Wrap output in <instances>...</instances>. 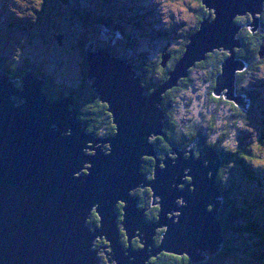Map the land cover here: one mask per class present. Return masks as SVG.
<instances>
[{"label": "water", "instance_id": "water-1", "mask_svg": "<svg viewBox=\"0 0 264 264\" xmlns=\"http://www.w3.org/2000/svg\"><path fill=\"white\" fill-rule=\"evenodd\" d=\"M202 3L214 10L215 19L205 18L188 37L183 56L154 93L145 90L139 73L133 77L128 60L111 55L108 47L93 50V42L88 44L85 57L87 77L93 79L90 86L107 104L117 130L106 139L86 132L76 118L73 96L51 101L44 93V80L32 71L17 86V80L0 70V264H98L92 239L107 242V255L101 259H110L111 264H145L162 250L186 255L197 264L220 251L223 239L216 219L221 205L216 183L222 161L219 153L211 148L194 158L189 150L186 158L176 149L178 156L173 160L164 157L161 168L158 159L155 163L154 144L148 140L150 134L165 137L163 94L180 77H187L186 68L203 61L215 49L222 47L231 57L221 62L214 94L225 90L226 99L242 106L235 84L237 72L243 71L246 63L235 58L234 49L241 43L235 38L240 26L234 18L251 15L248 27L254 34L260 24L255 14L262 13L264 0ZM226 24L235 33L233 45L220 42ZM57 40L60 42V37ZM166 49L161 55L163 66L170 56ZM195 55L190 63L183 64ZM260 55L264 58V41ZM87 143H92L93 155L83 150ZM98 143L101 146L95 147ZM104 143L110 147L109 154L103 151ZM144 156L154 159L151 180L141 172ZM84 164L90 165L85 168L88 173L75 176ZM185 176L190 183L183 179ZM179 184H184V189ZM145 186L151 190L152 204L160 206L158 221L151 224L128 192ZM176 199L181 200L179 206ZM118 200L124 203L119 225L129 244L125 249L115 212ZM209 205L214 207L212 211ZM92 211L99 216L98 226L88 224ZM172 212H179L176 222L172 215L166 216ZM161 227L166 228L158 247L153 238L156 228ZM133 237H138L139 244L144 240L141 250L130 246ZM199 251H208L209 256Z\"/></svg>", "mask_w": 264, "mask_h": 264}, {"label": "rangeland", "instance_id": "rangeland-1", "mask_svg": "<svg viewBox=\"0 0 264 264\" xmlns=\"http://www.w3.org/2000/svg\"><path fill=\"white\" fill-rule=\"evenodd\" d=\"M199 3V0H66L64 3L61 0H40L37 6L36 0H0V61L3 62L5 60L8 64L16 67L28 62L30 65L38 68L45 77H48V81L51 84L58 85L67 92L69 88L76 86L81 79L82 70L80 65L82 64V57L79 45L82 38H92L93 49L95 43L104 44V47H108L107 52L115 46L116 39L120 41V39L123 40L125 38L130 44L134 45L136 53L145 52L149 60L157 59L162 55L164 48L173 49L180 45V41L185 39L186 32L195 27ZM91 9L96 11L95 15L92 14ZM208 10L210 11L209 14L204 16L201 22L209 17L215 19L214 10ZM96 15L110 19L111 22L121 24L124 28L123 34L116 32L112 28L104 29L102 26H99L98 22L93 19V16ZM255 15L256 17H260L259 14ZM236 16V18H244L243 15ZM83 17L89 18V24L85 18V22L81 21ZM83 25L94 27V33L90 36L86 35ZM239 26L241 28V25ZM228 28L230 29L226 30ZM222 35L225 36L220 39L221 43L226 46L234 44L233 37L235 33L233 34V31H231L230 25L226 24ZM238 35L239 32L235 36L236 39H239ZM57 37H60V42L57 40ZM219 51L226 53L227 50L225 51L221 47ZM195 57L196 55L190 59L187 58L183 64L190 63ZM229 57L231 56L229 55ZM84 61L86 62L88 71L89 65L86 61L85 51ZM130 67L135 72H132L134 73L133 77L136 78L138 73L141 75L137 69L132 66ZM186 70L187 77H180L178 79L182 80L189 77L186 87L178 90L174 99H171L170 103H168L170 120L180 125L183 129L196 125L204 135L205 141L217 144L219 151H224L227 148L233 151L239 147L246 154H249L248 160L242 159V161H236L234 159L223 171V175L219 178V183L225 192H230V199L235 200L237 203L241 202L240 197L246 193L253 198L257 197L258 200H261L260 197L264 194V187L259 189V185L264 184V141L261 140V137H264V65L260 67L259 71L249 73L243 79V84H247L248 88L255 91L256 96L253 106L249 105V101L244 96H236L241 98L238 99L242 106H238V108L246 110L249 107V110H246L249 111L248 116H244L243 119H238L234 115V110H232L233 108L230 105H226L224 102H221V104H218L219 102L213 103L208 99L206 95L208 83L203 76L204 68H195L193 66L186 68ZM40 79L44 80L43 78ZM140 81L142 84V75ZM151 82L156 83L157 81L153 79ZM17 84L19 86L20 83ZM162 85L160 83L158 86ZM156 89L155 87L151 93H154ZM223 91L225 92V90ZM14 100H17V98H14ZM51 101H56V99H52ZM17 103H22V100H17ZM212 117L215 119L211 122ZM247 118L249 119L246 120ZM221 134L225 135V137ZM159 136V134H150L148 140L153 142ZM103 138L106 139L107 137ZM87 145L91 146L92 144L87 143ZM97 146H101V144L98 143ZM192 148L194 149L193 144L188 147H182V152H184L186 158L190 156L188 151ZM83 150L89 155L94 154L92 149L85 148ZM103 151L109 154L110 147L108 143H104ZM206 151L201 152L200 155H204ZM166 156L173 160L178 155L173 148L167 152L158 148L155 163L158 159L160 167L163 168L164 166L161 161ZM144 157L146 159L152 158L151 156ZM86 165L90 166L89 164ZM87 173L86 169L82 168L80 174H75V176ZM207 175L209 178L210 172ZM256 176L259 177V182L255 181ZM187 178L188 176L183 177L185 180ZM216 183L218 185L217 179ZM178 187L184 189L185 185L179 184ZM145 188L147 186L137 187L128 192L129 195L134 196L137 195L138 191H142ZM220 199L221 205L219 209H222L224 199L222 196H220ZM155 200L159 202L158 197H155ZM117 203L121 204L123 208V202L118 200ZM175 203L179 206L181 200L176 199ZM250 205L251 201L248 200L243 209H240V214L244 218L236 219L238 230L242 232L243 228H246L243 232L245 241L235 237L237 232L232 234L231 244L235 250L234 254L227 259L218 261L216 264H264L263 262H257L253 256L243 249L248 247L250 251L264 257V243L263 246H260L258 242L261 239V236H258V234L262 232V229L258 226L260 224V214L258 210L249 213L246 207ZM259 205L261 210L263 208L261 214L264 215V203L263 205ZM137 207L139 211H146L145 206L139 203ZM208 207L212 206L209 205ZM115 209L117 221L120 218L121 223L123 211L120 210L119 213V206L117 205ZM213 209L214 207L210 211ZM172 213L166 214L167 218H170L173 215ZM176 215H179V212H176ZM246 216L248 220H246ZM173 221L176 222V219L173 218ZM251 221L255 222V226L250 231H254L255 235H250L253 232H248V227L245 225ZM118 228L124 231L119 224ZM161 228L165 229L166 227ZM161 228H156V232L161 230ZM93 231L94 229H91V232ZM135 234H138V231H135ZM134 239L138 240V237L131 238V240ZM142 242L143 244H138L136 250L143 248V239ZM105 246H107V242L92 239L91 248L93 251H96L95 255L98 264H111L108 259H101L107 255ZM158 247H160V244ZM205 252L209 256L208 251H199L202 256H204ZM144 262L147 264L146 261Z\"/></svg>", "mask_w": 264, "mask_h": 264}, {"label": "trees", "instance_id": "trees-1", "mask_svg": "<svg viewBox=\"0 0 264 264\" xmlns=\"http://www.w3.org/2000/svg\"><path fill=\"white\" fill-rule=\"evenodd\" d=\"M47 1V0H45ZM66 0H61V2H65ZM200 3L198 5V16L196 17L195 21V27L192 30L187 31L185 39L180 41V45L173 49H168L167 52L170 54L169 59L166 61L165 65L163 66L161 64L162 58L159 56L157 59H148L145 52H135L136 49L133 47V44H130L129 41H127L125 38L120 41L115 40V46L112 47V49L109 51V53L113 56L121 57L124 59H127L129 63L132 64L133 68L137 69L142 75V84L145 90L148 93H151L152 90H154L155 87H157L160 83L166 82L169 77L171 71L175 68L176 64L180 60V58L183 56L185 52V47L188 44V37L191 36L193 33H195L200 26L201 19L209 14V10L205 7V5L202 3V0H199ZM46 3V2H45ZM44 4V3H42ZM92 14H96V11L91 9ZM90 13V12H89ZM87 19V22L89 24V18L83 17L81 21L85 22ZM93 19L97 21L99 26H102L104 29L112 28L118 33L123 34V26L121 24H118V22H111L110 19L102 18L101 16H93ZM77 20V19H76ZM251 15L247 14L244 16V18H234V22L238 25H241V28L239 30V39H240V47L235 48V58L238 60H242L246 63V68L241 71L237 72L236 74V84H235V94L244 96L246 100L249 101V105L251 107L254 104L255 100V91L254 89L248 88L247 84H243L244 76L259 71L260 67L264 65V58H261L260 55V48L262 45V42L264 41V9L262 13L260 14V24L257 29V31L253 34L248 27V23L251 21ZM85 24V23H84ZM83 29L85 30V34L90 36L94 33V27H91L90 25H83ZM92 37V36H91ZM125 37V36H124ZM92 41V38H82L80 41L79 49L81 52L82 57V64L80 65L81 68V79L78 81L77 85L74 87L69 88L67 92H65L61 87L58 85L55 86L54 84H51L48 81V77H45L44 74L39 71L38 68L34 67L33 65H30L28 62H25L22 66L16 67L12 66L11 64H8V62H5V60L0 61V70H4L8 76L12 80H17L19 83L22 82V77L26 75L28 71H32L34 74H37L40 78H43L46 82V85L44 86V93L47 98L49 99H59L61 97L65 96H73V106L76 111V118L78 121L82 123V125L86 128V132L92 134L95 137H111L113 136L117 130L116 125L112 121L111 113L107 111V104L104 102H101L99 99V96L93 91L91 88V83L93 79H89L87 77V65L84 61V51L86 46L89 42ZM104 48V44L100 45L99 43H95L93 50H99ZM131 51V53H129ZM133 51V52H132ZM228 52L226 53L220 52L219 50H214L211 53L206 54V58L203 61L196 62L195 68H204L205 71H203V76L205 77L208 86L206 89V95L208 99L215 103L219 102L218 104H221V102L225 103L226 105H230L234 110V115L237 116L238 119H243V117L248 116L249 107L246 110H241V108H238V105L232 101L228 100L224 96V91L220 95L214 94V88L216 86V77L221 72V62L227 57ZM6 63V64H5ZM155 79L157 82L152 83L151 81ZM189 81V77L178 80L176 85H173L171 88L167 89V91L163 94V104L162 108L164 110V119H163V132L165 133L164 136H159L153 143L156 145V149L161 148L164 150V152H167L172 148L170 142L174 145H179L180 147H188L189 145L193 144L194 149L192 148V155L194 158H197L200 156L201 152L206 151L208 149H216V151L219 153L221 157V165L217 171L216 179L218 181L217 185V191L224 199V206L222 209L220 208L216 214V219L220 223L221 226V232H222V244L220 251L215 254L214 256L208 257L207 260L203 263H197V264H216L218 261H221L223 259H227L231 257V255L234 254V248L232 247V234L236 233V238L245 241V238H243V232L246 228H243L242 232L237 229L236 219H242L244 216L240 214V209H243L244 205L247 203L248 200L251 201V205L247 206L246 209L250 213L251 211H257L260 214L259 223L258 226L262 229V232H259L258 236H261V239L258 241L260 246H263L264 243V215L261 214V211H263V208L261 210L260 205H263L264 203V194L260 197L261 200H258V198H253L249 194H243L240 199L241 202L237 203L235 200L230 199V192H225L219 183V178L223 175V171L226 167L234 161H242V159L248 160V155L246 154L243 149H235L232 151L230 148H227L224 151H219V147L217 144L214 143H208L204 139V135L202 134L201 130L196 125H191L189 128H181L180 125L177 123H173L168 114V103H170L171 99H174L176 94L178 93V90L181 88L186 87V84ZM18 85V84H17ZM167 106V107H165ZM236 111V112H235ZM215 118L212 117L211 122ZM247 118L246 120H248ZM245 120V121H246ZM212 124V123H211ZM210 129V128H209ZM223 136V134H221ZM167 137V138H166ZM225 137V135L223 136ZM261 140L264 141V137H261ZM239 146V144H238ZM186 156V155H185ZM230 156V157H229ZM231 158V159H230ZM153 167H154V159H146L143 158V164L141 168V172L147 176V178H151L153 174ZM187 182L190 181V178L188 177L186 179ZM255 181L259 182L260 179L258 176L255 177ZM258 184V183H257ZM259 185V184H258ZM264 184L259 185V189L263 188ZM146 195L148 198L145 200L150 202V196H151V190L149 188L145 189ZM141 198L142 194H140ZM262 201V202H261ZM144 202H141V205H143ZM236 205V206H235ZM231 206V208H230ZM263 207V206H262ZM212 207H208V210L210 211ZM159 211L160 206L156 205L155 207H151L150 210H148L146 215V219L149 221H156L159 217ZM119 213H120V207H119ZM246 220H248V217L246 216ZM119 221V222H118ZM117 223H120V218H118ZM88 224L98 226L99 225V216L96 214V212L92 211L91 218L88 220ZM249 232L251 228H254L255 222L251 221L245 224ZM164 229L159 230L156 232L153 243L155 246L160 244L162 232ZM120 231V243L123 249L129 246L127 242V237L125 235V232L122 229H119ZM253 233H249L250 235H255L254 231H250ZM242 243V242H241ZM138 240L132 241V246L135 247V249L138 248ZM243 245V244H242ZM137 247V248H136ZM245 252L249 253L251 256L254 257V259L257 262H263L264 263V257L262 255L257 254L256 252L250 251V248L245 247L243 248ZM242 249V250H243ZM250 251V252H249ZM216 261V262H215ZM215 262V263H214ZM147 264H193L189 260V258L186 255H178L174 253H168L165 251H161L156 256H152L147 261Z\"/></svg>", "mask_w": 264, "mask_h": 264}, {"label": "flooded vegetation", "instance_id": "flooded-vegetation-1", "mask_svg": "<svg viewBox=\"0 0 264 264\" xmlns=\"http://www.w3.org/2000/svg\"><path fill=\"white\" fill-rule=\"evenodd\" d=\"M164 127V126H163ZM164 131V130H163ZM165 134V133H164ZM166 136V135H165ZM167 138V137H166ZM153 143V142H152ZM154 144V143H153ZM170 144H171V146H172V148L174 149V151H183V149H182V147H180L179 145H174V144H172V142H170ZM156 145L154 144V149L157 151V149H156V147H155ZM171 149V148H170ZM177 149V150H176ZM190 151H192V149L190 150ZM151 159V158H150ZM147 179H149V178H147ZM186 183H187V181H186ZM148 188V187H147ZM147 188H145V189H147ZM142 190V191H138L137 192V195H134L135 196V198H136V208L138 209V207H137V204L139 203L140 205H141V202H144V204H143V206H145V208H147V209H145L146 211L144 212V210H142L141 212H143L144 213V216H145V218H146V215H145V213H147L148 212V210H150V208L153 206V207H155L156 206V204L155 205H153L152 204V197L150 196V202H148L147 203V201H145L147 198H148V196L146 195L147 193H146V190ZM140 194H142V197L144 198V199H142L141 198V196H140ZM152 195V194H151ZM133 196V197H134ZM119 203H117L116 205L117 206H119L120 207V210L122 209V206H121V204H119ZM116 210V209H115ZM138 211H139V209H138ZM116 212V211H115ZM116 214H117V212H116ZM149 221V220H148ZM149 222H153V221H149ZM158 232V231H157ZM135 240V239H134ZM134 240H131L130 241V246L132 247V248H134L135 249V247L134 246H132L131 244H132V241H134ZM137 248V247H136Z\"/></svg>", "mask_w": 264, "mask_h": 264}, {"label": "bare ground", "instance_id": "bare-ground-1", "mask_svg": "<svg viewBox=\"0 0 264 264\" xmlns=\"http://www.w3.org/2000/svg\"><path fill=\"white\" fill-rule=\"evenodd\" d=\"M246 14H247V13H246ZM91 144H92V143H91ZM96 146H97V144L95 145V147H96ZM87 148L92 149L91 146H89V145L87 146ZM82 167H83V168H87L88 166H87L86 164H84ZM76 174H80V170H79ZM146 209H147V208H146ZM172 214H173V215H172L173 218L176 219V217L178 216V215H176V212H173ZM95 252H96V251H95ZM108 261L111 262L110 259H108Z\"/></svg>", "mask_w": 264, "mask_h": 264}, {"label": "clouds", "instance_id": "clouds-1", "mask_svg": "<svg viewBox=\"0 0 264 264\" xmlns=\"http://www.w3.org/2000/svg\"><path fill=\"white\" fill-rule=\"evenodd\" d=\"M39 3H40V0H36V4H37V6L39 5Z\"/></svg>", "mask_w": 264, "mask_h": 264}]
</instances>
